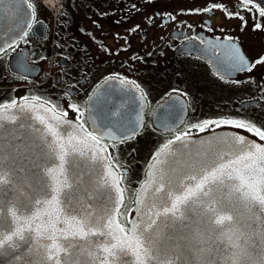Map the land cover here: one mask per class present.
Masks as SVG:
<instances>
[{
    "label": "snow or ice",
    "instance_id": "6c2138e0",
    "mask_svg": "<svg viewBox=\"0 0 264 264\" xmlns=\"http://www.w3.org/2000/svg\"><path fill=\"white\" fill-rule=\"evenodd\" d=\"M4 2L0 0V4ZM17 2L26 7L10 42L0 43V53L8 49L15 52L21 42L27 44L29 30H33L31 20L36 15L33 0ZM238 3L243 7L236 12H227L223 4H211L203 9H190L188 13L220 9L238 18L242 29L248 23L245 12L252 13L255 9L264 18V7L255 0H238ZM131 9L139 11L136 4ZM58 15L62 16L63 11ZM164 15L175 20L170 13ZM146 20L152 26L153 18ZM260 28L261 23L257 22L254 30ZM206 30L214 31L211 27ZM219 30L224 32L223 28ZM137 31H143L139 24L128 30L129 35ZM5 35L0 17V41ZM124 39L127 47L120 51L130 47L127 37ZM187 39L199 40L205 45L201 53H211L222 78L233 73H252L257 65H264V56L251 62L246 59L232 37L221 40L214 36L205 40L196 33ZM137 58L134 55L130 59ZM14 59L25 73L31 71L24 55L17 53ZM231 82L244 81L233 79ZM260 91L264 93V88ZM129 93L138 99L142 109L146 97L141 86L120 74H109L105 84L98 86L96 94L89 97L87 116L75 103L60 109L56 103L37 95L30 100L25 96L0 103V257L10 256V264H192L189 256L198 250L196 234L206 232L213 234L214 250L223 252L225 238L237 248L230 257L222 256L223 264H264V229L260 235L261 251L255 256L247 245L239 248L234 239L236 234L225 232L238 221L228 214V204L222 196L227 192L233 201L242 200L253 206L249 208L253 218L264 225V143L250 140L239 132L215 136L206 142L209 144L206 153L197 152L179 171L173 168L177 150L195 144L190 141L193 130L204 133L240 129L264 142V126L245 118L205 119L189 125L186 131L177 132L162 144L153 153L155 164L150 166L148 180L140 189L148 200L138 198L137 216L128 222L127 229L116 222L123 204L122 177L127 176V170L118 172L108 148L117 141L134 137L143 124L142 112L136 113L139 119L134 120L120 106ZM65 95H75L74 89ZM109 97L112 103L106 113L102 112ZM165 104L168 112L157 117L155 124L172 132L176 120L182 122L180 114L185 105L171 96ZM14 109L17 114H10ZM69 109L77 114L75 120L69 117ZM27 119H34L42 127L26 125ZM105 119L108 123L103 122ZM6 122L11 126H6ZM104 140L109 143L102 144ZM104 197L106 203L99 207L97 201ZM195 205L200 207L197 209ZM78 252L90 259L78 260ZM128 256L131 259H124Z\"/></svg>",
    "mask_w": 264,
    "mask_h": 264
},
{
    "label": "flooded vegetation",
    "instance_id": "af4514ba",
    "mask_svg": "<svg viewBox=\"0 0 264 264\" xmlns=\"http://www.w3.org/2000/svg\"><path fill=\"white\" fill-rule=\"evenodd\" d=\"M47 1L51 3L46 4ZM33 2L36 15L34 20L30 19L33 30H29L28 43L21 42L15 52L8 49L6 53H0V103L25 96L30 100L37 95L56 103L60 109L70 102L75 103L85 110L87 116L89 97L96 94L98 86L105 84L109 74H120L137 82L146 97L142 101V109L138 99H133V94L123 97L120 106L134 120L139 119L136 113L142 112L143 124L134 137L124 142L117 141L115 146L108 148L113 162L118 165V172L127 170V176L122 177L124 201L119 214L123 227H127L133 214L134 193L145 177L153 153L177 132L186 131L191 124L218 117H240L251 120L257 126H264V100H261L264 93L260 91L264 88V65H257L252 73H233L231 77L222 78L216 71L211 53H201L200 49L205 45L199 40L191 42L187 39L196 33H200L205 40L214 36L223 40L229 36L246 59L255 61L264 56V18L259 17L255 9L252 13L245 12L248 23L242 29L238 18L227 15V12L242 9L238 0ZM132 4H136L139 11L131 9ZM211 4H223L227 12L214 9L210 13H188L190 9H203ZM61 11L62 16L58 15ZM157 13L161 15L157 16ZM168 13L175 16V20L164 15ZM147 17L153 18L152 26L148 25ZM257 22L261 23V28L254 30ZM137 24L143 31L129 35L128 30ZM189 25L193 27L189 28ZM207 27L214 31L208 32ZM125 37L130 47L127 51H120L127 47ZM17 53L26 57L30 72L25 73L17 67L14 59ZM134 55L138 58L130 59ZM41 57L46 59L41 60ZM249 76L253 79H248ZM233 79L244 82L232 83ZM69 89H74L75 95H65ZM173 89L179 91L173 92ZM170 96L185 105L180 114L182 122L176 120L175 126L169 122L172 132L155 124L157 117H163L168 112L165 101ZM111 103L112 98L109 97L107 105L102 106V112L106 113ZM242 104L246 106L241 108ZM76 115L69 109L72 120L76 119ZM103 122L108 123L107 119ZM219 130L239 132L264 143L240 129L216 131ZM209 133L212 132L193 130L191 137ZM108 143V140L102 141V144Z\"/></svg>",
    "mask_w": 264,
    "mask_h": 264
},
{
    "label": "water",
    "instance_id": "95a60500",
    "mask_svg": "<svg viewBox=\"0 0 264 264\" xmlns=\"http://www.w3.org/2000/svg\"><path fill=\"white\" fill-rule=\"evenodd\" d=\"M256 3L260 4L261 7H264V0H255ZM25 5L22 2H17V0H5L3 4H0V17H2L3 23V31L6 35L3 38V43L5 41L10 42V37L15 35L16 30H18V26L20 24V19L23 15ZM31 19V16L29 17ZM12 29V31H9ZM10 114H17V110H12ZM23 115V114H21ZM27 115L31 116L32 113H28ZM26 125H33L34 127H42L38 124L34 119L24 120ZM6 126L8 125L6 122ZM31 131V129H29ZM23 132V129L19 130ZM234 131L231 130H219L209 134H205L198 137H190V141H195V144H189L188 148L178 149L175 155V160L173 162V168L176 171L182 169L189 160L199 152L201 155L206 153L209 149V144L206 143L210 141L215 136H231ZM242 135V134H241ZM245 136V135H244ZM247 137V136H246ZM250 140H254L248 137ZM256 141V140H254ZM257 143H260L256 141ZM19 143V140L16 141ZM191 149V151H189ZM155 164V160L151 161L149 164L144 179L137 186L134 198H133V214L130 217L129 221L135 219L137 216V200L138 198H143L146 201L148 200V196L145 193H142L140 189L145 185L148 180V172L150 170V166ZM71 183V181H69ZM149 192L151 191V186H149ZM223 199L225 203L228 204V214L233 215L234 221H238V223H233L232 229H225V232H233L235 243L239 246V248L243 249L248 246V251L255 256L258 252L261 251V230L264 229V225L260 224L259 221H256L253 218V213L249 211L251 205H247L244 201H233L232 197L227 192L222 193ZM123 201H124V192H123ZM106 203V197L97 201V205L99 207H103ZM234 204V207H233ZM122 206V205H121ZM195 208H199V205H195ZM195 216V212L192 213ZM116 222L120 224L122 223L119 220V215L115 217ZM128 221V222H129ZM129 223L126 229L129 227ZM255 233V234H254ZM215 235H219L218 233ZM197 239V248L198 250H193V253L189 256L192 260V264H223V257H230L231 253L237 251V248H234L232 243L225 238L223 241V252H219L214 250L213 234L200 232L196 234ZM45 243L47 241H44ZM76 258L78 260H87L90 259L86 255H81L79 252L77 253ZM124 259H131V256L125 257ZM11 257L4 256L0 257V264H10Z\"/></svg>",
    "mask_w": 264,
    "mask_h": 264
}]
</instances>
